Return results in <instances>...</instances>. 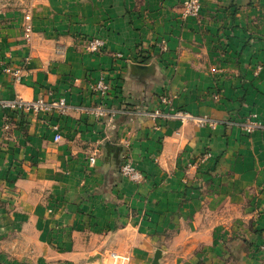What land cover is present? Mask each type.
<instances>
[{
    "label": "crops",
    "instance_id": "0c3cea01",
    "mask_svg": "<svg viewBox=\"0 0 264 264\" xmlns=\"http://www.w3.org/2000/svg\"><path fill=\"white\" fill-rule=\"evenodd\" d=\"M185 1L39 0L0 12V98L71 107L0 108V264H91L94 254L113 264L112 253L129 264H264V0H199L195 16ZM88 37L104 40L100 53L86 51ZM7 67L22 69L19 81ZM102 77L109 105L125 110L111 120L82 112ZM166 91L216 125L140 114ZM250 114L260 125L246 133ZM124 155L138 180L120 172Z\"/></svg>",
    "mask_w": 264,
    "mask_h": 264
},
{
    "label": "built area",
    "instance_id": "2783aa9c",
    "mask_svg": "<svg viewBox=\"0 0 264 264\" xmlns=\"http://www.w3.org/2000/svg\"><path fill=\"white\" fill-rule=\"evenodd\" d=\"M200 8L199 0H186L183 3V15L195 16L198 14ZM25 24V38L29 39L31 34V25L28 22ZM163 43V42H162ZM161 43V44H162ZM83 45L87 52L91 54H98L102 51L104 47V40L100 37H88L83 41ZM164 47V45H163ZM162 47V48H163ZM116 57H120V54H115ZM6 73H10L15 81H19L21 77L22 69H13L7 67L4 69ZM93 91L97 96V103L91 107L83 108L82 112L86 115H92L97 119L111 120L125 112V110L118 109L114 106L109 105V102L113 99L114 88L113 84L105 79V77L100 78L93 85ZM174 95L171 92H163L158 97V105L151 110L141 111V115L157 120H178L180 122H193L199 126H209L214 127L216 121L206 117V116H195L187 111L176 109L173 104ZM0 108L19 114L26 112H31L32 115L37 116L40 113L45 114H57L59 116L68 115L71 107L66 103L63 98L46 99L43 97H38L32 100H24L20 97H14L10 99L0 98ZM260 125L258 121V116L256 114L248 115L245 120L239 123V126L246 133H251L256 127ZM7 129V126L5 127ZM55 131L58 127L55 125L53 127ZM61 138L58 133L55 134L54 139L57 141ZM90 162L94 161V157H90ZM120 172L130 179L136 181L140 178V173L133 167L129 157L127 155L123 156L122 164L120 167ZM113 264H129L130 259L127 256H119L114 253L111 254Z\"/></svg>",
    "mask_w": 264,
    "mask_h": 264
},
{
    "label": "rangeland",
    "instance_id": "374dc122",
    "mask_svg": "<svg viewBox=\"0 0 264 264\" xmlns=\"http://www.w3.org/2000/svg\"><path fill=\"white\" fill-rule=\"evenodd\" d=\"M39 0H0V12L7 11H20V12H28L37 3ZM14 229V227H11ZM14 231H16L14 229ZM14 233V232H13ZM12 242V241H11ZM11 249L16 250V243H11ZM100 256L98 254H94V257L89 259L91 264L97 263V260ZM104 263L107 264L108 260L105 257ZM156 259V258H155ZM12 262V261H11Z\"/></svg>",
    "mask_w": 264,
    "mask_h": 264
},
{
    "label": "water",
    "instance_id": "95a60500",
    "mask_svg": "<svg viewBox=\"0 0 264 264\" xmlns=\"http://www.w3.org/2000/svg\"><path fill=\"white\" fill-rule=\"evenodd\" d=\"M156 259L158 258V254H156V257H155Z\"/></svg>",
    "mask_w": 264,
    "mask_h": 264
}]
</instances>
